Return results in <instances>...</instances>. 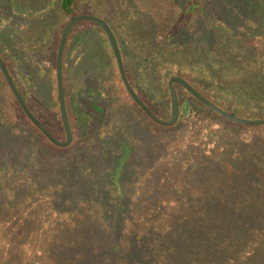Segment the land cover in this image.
I'll return each instance as SVG.
<instances>
[{"label":"rangeland","instance_id":"rangeland-1","mask_svg":"<svg viewBox=\"0 0 264 264\" xmlns=\"http://www.w3.org/2000/svg\"><path fill=\"white\" fill-rule=\"evenodd\" d=\"M7 1L0 2V31L9 38L10 26L17 30L10 40L22 50L28 106L36 113L57 111L49 52L61 28L78 16L111 24L106 15L116 17L125 44L166 61L183 59L187 82L207 99L236 111L239 119H264V60L257 40L264 0H198L201 10L184 20L169 0H76L71 14H61L54 0L31 22H13L2 6ZM174 29L180 33L160 48ZM109 48L92 28L67 37L64 97L68 109L82 116L85 134L49 170L28 162L35 144L0 78V264H264V126H226L205 114L160 135L125 97ZM127 51L145 92L161 104L146 56ZM233 155L237 166L230 163ZM224 179L234 183L225 185ZM238 187H249L234 196L238 200L222 195ZM212 223L219 232L206 230ZM228 225L234 232L226 235ZM237 236H244L242 246Z\"/></svg>","mask_w":264,"mask_h":264},{"label":"trees","instance_id":"trees-1","mask_svg":"<svg viewBox=\"0 0 264 264\" xmlns=\"http://www.w3.org/2000/svg\"><path fill=\"white\" fill-rule=\"evenodd\" d=\"M1 1H3V0H0V2ZM44 1H45V3H44ZM44 1L43 0H28L27 2L22 3V0H8L7 1L8 3H6L5 5H2V6H3V8L11 10V12L13 13V16H14L13 22L17 21L18 19H21V18L26 19L27 21L29 20L31 22L32 20H34L35 16H37L41 12V10H43V9L45 10V8H44L45 5L47 7H50L54 3V0H44ZM169 1L171 3H174L175 7H177V10H178L177 14L179 16V20L180 19L184 20L186 17H190V16L194 15L196 12H199L202 8L200 6L198 0H169ZM18 3H20L22 5V7H20ZM77 5H78V2L76 0H59L58 10L61 14H71L74 12ZM15 8H18V10H21V11L16 12ZM207 9H208V7H207ZM46 11L47 10H45L44 12H46ZM203 15L205 18L209 19V17L207 15H205V14H203ZM105 17L108 18V20L111 22V24H109L107 22L106 23L109 26V28L111 29V31H112L115 39H116L117 45H118L119 50H120L122 62H123L124 72H125L126 78L129 82L131 88L133 89L135 94L138 96V98L142 101V103L152 112V114H154L157 118H159L162 121H168L170 118V115H171V105H170V100L168 98L169 93H168V88H167V82L172 77H179V78H181L187 82L186 74H185V61L181 58L177 59L176 61H173V60L166 61L162 58L160 53H156V52L155 53L152 52L149 55H145L143 50L142 49L140 50L139 47H136V45L125 44V42H127V34L125 33V31L118 28L119 23L116 20V17H114V19H115L114 21L112 19H110L109 16L105 15ZM18 22H19V20H18ZM207 22L211 23L210 27L212 28L213 22H209V21H207ZM214 23L215 24L220 23L217 17H214ZM65 24H67V23H65ZM3 25H4V21L0 15V26H3ZM10 27H11V31H10L11 37H9V38H8V34H9L8 32L4 34L0 31V58H1L2 62L4 63L6 69L8 70V73H9L18 93L20 94L22 100L24 101V103L26 104V106L28 107V109L30 110L32 115L51 134L52 137H54L55 139H57L59 141H64L65 140V132H64V128H63V124H62L60 115H59L57 99H56V110L57 111H56V113L53 112L50 115H41V112L36 113V112L32 111L31 108L28 106V100H29V95H30L28 93L29 90L27 87V84H28L27 76L28 75L26 73H24V71L21 70V66H20L21 62H20L19 57L21 56L22 50L18 48V45L16 44V42H12L10 40L13 38H17V34H18L17 30L14 29L15 28L14 26H10ZM28 27H31V25L28 24V26L26 27L27 30H28ZM64 27H65V25L61 28L59 35H57V38L54 39V43H53L52 47L50 48V52H49L50 63L53 64V71L54 72H55L54 64H55V59H56L58 43H59L61 33H62ZM19 28H21V26ZM82 28L83 29L92 28V29L97 30L99 33H101V35L103 36V38H104V40H105V42L109 48V45L107 43V40H106L102 30L100 29L99 26H97L95 23H93L91 21H82L77 26H75V25L72 26L67 33L66 41H67L68 35L72 36L77 30L82 29ZM180 30L174 29L171 32H168V35L166 34V36L161 41L160 48L163 49V48L167 47V45L170 43V41L173 39V37L176 36L178 33H180ZM261 30H263V32L261 34V38L257 39L260 41L258 46H259V48H261V54L259 52L258 53L264 60V26ZM23 32H21V33H23ZM66 41H65V45H64V49H63V55H62V81H63L64 95H65L66 88L64 87L63 72L65 69L64 50L66 47ZM29 42H32V40L23 41V44H27ZM30 45H32V43ZM25 47L27 48V50L30 53L31 52L30 47L29 46H25ZM128 49H131V50L136 49L141 56H146L145 63H147V65L149 66L151 73L153 75L155 74V76H154L155 80L154 81L156 84L157 91L160 94L159 102L164 98L162 100L161 104H158V105L155 104L154 100H151L149 95L145 92V89L142 87L143 81L134 73L133 69L135 68V66L133 64H131L129 62V60L126 58V54L128 53V51H127ZM109 51H110V48H109ZM110 54L112 56V59L114 60L111 51H110ZM131 65H133L134 68H132ZM114 67H115V72H116V65L115 64H114ZM0 78H1L5 88L7 90L8 95L11 97L12 102H14L15 106L17 107L18 111L20 112L22 119L26 122L25 124H26L27 133L25 135H27L28 139L31 138V142L35 144L34 149L31 150L27 154L28 162H34V163L36 162V168H40L45 163L46 168L48 170L51 169V163L55 160L60 159L63 156V155H60L59 153L71 150L72 147L78 143L80 137L83 134H85L84 121H83L82 116L77 111H71L68 109L67 104H66V97H64L65 105H66L67 118H68V122H69V126H70L71 136H72V142H71V145L69 148L57 149L52 144H50L49 141L28 121V119L25 117V115L21 111L20 107L18 106V104L14 100L13 96L11 95V93H10L8 87L6 86L1 74H0ZM117 78H118V76H117ZM191 79H193V77H191ZM118 82L121 86V89H122L125 97L127 98L128 102L131 104L132 108L136 111L139 118H142L143 120H145L150 126H152L154 131H156L157 133H159L162 136L165 135L166 133L176 129L177 127L181 126L182 124H184L186 122H190L191 120L196 119L198 117H201L205 114L208 115L213 121H215V122L217 121V122L224 124L226 126L245 128V126L237 125V124L231 123L229 121H226L225 119H223V118L219 117L218 115H216L215 113L211 112L206 107L201 105L196 99H194L192 96H190L181 86H179L177 84H174L173 88H174L175 93H176V97H177V101H178V107H179L178 121L174 126H172L170 128L159 127L156 124H154L153 122H151L145 116V114L134 104V102L131 100V98L128 96L127 92L125 91V89L121 85L119 78H118ZM193 82L196 84V86L202 92L205 93V95H207L206 92L204 91V89L201 88V84L199 83L200 81L195 80ZM188 84L193 89H195L190 83H188ZM222 87H224V86L222 85ZM54 92L56 95V87L55 86H54ZM198 93L200 95H202L200 92H198ZM203 97L206 100H208L210 103L215 105L217 108H219L220 110L234 116L233 112H236V111L229 110V109L223 107L221 104L215 102L211 96H208L209 99H207L205 96H203ZM155 102L157 103L156 100H155ZM90 108H92L93 110L98 109L95 105H93ZM39 116H43L44 121H41ZM14 137L16 138L17 135H15ZM22 144H23V141H21V143H18V148H20L22 146ZM12 150H15L13 147L9 151L12 154H14ZM235 156L236 155H233L234 158L230 160L231 161L230 163H232L234 166H237V157H235ZM68 157L72 158V159L75 158L76 160H79V161L82 160V158L80 156H76V155H68ZM48 162H50V165L47 166ZM223 183L225 185H227V184H233L234 182L229 183L228 179H224ZM239 186H240V184H239ZM229 190H232V191L230 193H226L225 190H222V195L224 196V198H227L229 200H234V199L238 200V197H234V196L238 195V193L247 194L249 187L245 191L242 190L241 187H238V189H236V190L229 188ZM215 192L216 191H214L213 193H215ZM242 196H245V195H242ZM0 201H1V199H0ZM228 226H230V227H228ZM228 226L227 227L229 228V230L226 232V235H228L230 232H232L234 230L233 225H228ZM245 226H248V224H246ZM206 230H208V232H212V233H216V232L220 231V229L218 228V225H216L214 223H212L210 226H208L206 228ZM238 233H241V232L236 231V235ZM243 237L244 236H241V237L237 236V239L235 240V242L237 243L238 246H242ZM186 244H188V243H186ZM188 245H190V244H188ZM221 246L223 247L224 244H221ZM194 248L196 250H200L201 245L194 247ZM229 248H226L223 251H225V250L229 251ZM212 249H214V248L212 247ZM194 257H192V258H194Z\"/></svg>","mask_w":264,"mask_h":264},{"label":"water","instance_id":"water-1","mask_svg":"<svg viewBox=\"0 0 264 264\" xmlns=\"http://www.w3.org/2000/svg\"><path fill=\"white\" fill-rule=\"evenodd\" d=\"M82 21H91L95 23L97 26L100 27L102 30L108 45L111 49V52L113 54V57L115 59L119 79L127 92L128 96L131 98V100L134 102V104L145 114V116L154 124H156L159 127L163 128H170L176 124L179 118V107H178V101L176 97L175 90L173 88L174 84H177L181 86L190 96H192L194 99H196L201 105L206 107L211 112L215 113L219 117L225 119L226 121H229L231 123L242 125V126H264V119L261 120H244L239 119L235 116H232L228 113H225L224 111L217 108L215 105L210 103L208 100H206L202 95H200L195 89H193L186 81L179 77H172L167 82V88L169 92V99H170V105H171V115L168 121H162L159 118H157L152 112L142 103V101L138 98V96L135 94L133 89L131 88L125 72L123 68V62L120 54L119 47L117 45L116 39L107 25L105 21H103L100 18L92 17V16H78L73 19H71L64 27L61 37L58 43L57 53H56V61H55V80H56V92H57V101H58V109H59V115L63 124L64 132H65V140L64 141H58L54 137L51 136V134L38 122V120L32 115L24 101L22 100L20 94L18 93L9 73L6 69L4 63L2 62L0 58V74L8 87L11 95L13 96L14 100L20 107L21 111L25 115V117L28 119V121L49 141L50 144L57 148H67L72 140L70 126L67 118V112H66V105H65V99H64V91H63V81H62V55H63V49L66 41V36L68 31L72 26L75 24L82 22Z\"/></svg>","mask_w":264,"mask_h":264}]
</instances>
